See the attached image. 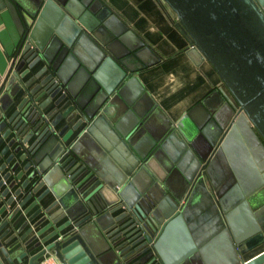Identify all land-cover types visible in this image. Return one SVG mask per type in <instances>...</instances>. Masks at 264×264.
Masks as SVG:
<instances>
[{
	"label": "water",
	"instance_id": "obj_1",
	"mask_svg": "<svg viewBox=\"0 0 264 264\" xmlns=\"http://www.w3.org/2000/svg\"><path fill=\"white\" fill-rule=\"evenodd\" d=\"M160 1L223 86L163 129L148 48L103 2L0 0L20 38L0 80L8 264H264L244 261L264 246V0Z\"/></svg>",
	"mask_w": 264,
	"mask_h": 264
},
{
	"label": "crops",
	"instance_id": "obj_2",
	"mask_svg": "<svg viewBox=\"0 0 264 264\" xmlns=\"http://www.w3.org/2000/svg\"><path fill=\"white\" fill-rule=\"evenodd\" d=\"M100 1L148 48L143 63L138 65L143 69L136 77L145 94L143 105L158 110L154 119L157 128L178 122L198 106L203 109L216 107L220 102L218 91L223 89L219 76L188 43L176 27L175 16L160 0ZM19 42L18 29L9 13L0 10V80L6 74ZM210 225L202 226L198 231L204 232ZM8 246L4 238L0 246V264H8L1 252L2 247L7 249ZM263 250L264 246L244 261Z\"/></svg>",
	"mask_w": 264,
	"mask_h": 264
},
{
	"label": "rangeland",
	"instance_id": "obj_3",
	"mask_svg": "<svg viewBox=\"0 0 264 264\" xmlns=\"http://www.w3.org/2000/svg\"><path fill=\"white\" fill-rule=\"evenodd\" d=\"M167 182H169L170 184H173V183L179 184L180 186L182 184V180H181L179 174H177V173H172L170 175V177L168 178ZM181 187L183 188V186H181ZM204 211L205 210H203L201 208L187 209V207L184 208V210H183L186 221L189 224H191L192 226H194L195 230H198L202 226L210 225L209 224L210 221L207 220L208 218L203 217ZM40 261H41V258H40Z\"/></svg>",
	"mask_w": 264,
	"mask_h": 264
},
{
	"label": "built area",
	"instance_id": "obj_4",
	"mask_svg": "<svg viewBox=\"0 0 264 264\" xmlns=\"http://www.w3.org/2000/svg\"><path fill=\"white\" fill-rule=\"evenodd\" d=\"M39 264H62L53 253H46L41 258Z\"/></svg>",
	"mask_w": 264,
	"mask_h": 264
}]
</instances>
